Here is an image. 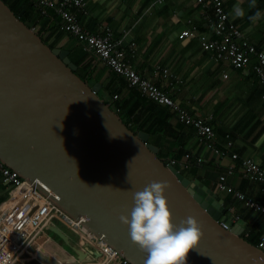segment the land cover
Returning a JSON list of instances; mask_svg holds the SVG:
<instances>
[{
    "label": "water",
    "instance_id": "water-1",
    "mask_svg": "<svg viewBox=\"0 0 264 264\" xmlns=\"http://www.w3.org/2000/svg\"><path fill=\"white\" fill-rule=\"evenodd\" d=\"M21 15L0 0V160L133 264L147 254L120 216L130 217L134 192L152 181L169 183L174 223L188 216L200 223L204 235L186 264H264V249L242 234L245 221L233 220L220 195L159 156L150 134L133 130L100 96L101 83L76 72L70 51L51 46ZM68 234L81 239L69 226L48 224L33 247L59 237L65 248L52 246L53 259L75 263ZM75 251L80 260L102 255L88 241Z\"/></svg>",
    "mask_w": 264,
    "mask_h": 264
},
{
    "label": "crops",
    "instance_id": "crops-1",
    "mask_svg": "<svg viewBox=\"0 0 264 264\" xmlns=\"http://www.w3.org/2000/svg\"><path fill=\"white\" fill-rule=\"evenodd\" d=\"M87 2L88 13L82 16V20L88 29L100 31L104 25H109L114 35L123 39L127 48H130L131 42H135L134 52L130 49L129 55L137 70L160 84L190 113L209 121L215 131L216 145L226 147L227 133L232 135L234 143L226 149V155L217 157L218 155L199 139L195 130L182 123L176 112L168 105L148 98L136 86L129 85L120 73L112 70L94 52L87 50L84 62H87L86 70L91 76L92 83L97 81L101 83L99 92H103L105 98L113 99L114 94H118L117 97L127 99L129 102L137 103L141 100L144 103L141 114L155 117L160 122L159 126H164L158 133L148 132L150 134L148 140L158 146L162 157L167 159L169 156L171 158L177 156L181 161L185 159L187 152L201 156L203 162L198 164L196 169L185 168L180 163L176 166L189 177L199 178L219 194L227 213L233 219L240 215L239 220L245 221L242 234L245 237L258 236L259 240L264 234V213L250 207L234 194L218 189L216 182L219 174L226 173L228 168L233 166L234 173L228 174V181L236 189L264 203L263 184L257 179L244 177L239 160L231 158V153L235 151L241 158L252 157L264 166V83L250 68L235 67L228 60L218 59L210 51L204 50L196 39L179 36L180 31L189 26V18L203 24L200 6L195 4L194 0L162 2L87 0ZM223 2L230 17L243 30L249 41L258 46L264 45V0H254V7H250L253 0ZM236 5L244 9L243 17L233 18ZM257 11L261 14L260 18L253 22L249 17ZM61 34L62 37L56 46L68 49L71 58H80L86 50L81 42L65 32ZM157 65L167 67L170 73L165 76L162 72H156ZM155 104L157 107L167 108V114L156 108ZM141 130L146 131L143 128ZM9 190L10 183L6 182L0 173V203L8 197ZM70 239L74 240L75 244L68 252L77 258L75 263H62L53 259L50 248L64 245L62 239L58 237L42 244H35V247L34 244H29L17 257L16 264L112 263V260H108L103 254L96 258L79 260L75 249L77 246H84L86 241L81 239L76 241L72 236ZM93 244L92 248L99 249L97 242ZM84 248L91 253L89 247ZM27 250L30 254H25Z\"/></svg>",
    "mask_w": 264,
    "mask_h": 264
},
{
    "label": "built area",
    "instance_id": "built-area-1",
    "mask_svg": "<svg viewBox=\"0 0 264 264\" xmlns=\"http://www.w3.org/2000/svg\"><path fill=\"white\" fill-rule=\"evenodd\" d=\"M43 12L52 9L60 16L62 28L73 34L83 45L84 49L94 52L112 70L122 74L131 86H136L151 100L168 105L176 112L178 119L185 125L191 126L199 139L209 147L217 157L226 155L227 150L234 143L231 134H226V147H219L214 141L215 131L212 124L200 116L190 113L177 99L173 98L160 84L142 75L132 63L129 51L134 52L135 42L130 48L124 44L121 37H116L109 25H104L100 31L88 29L82 16L88 13L87 0H36ZM162 2L163 0H159ZM200 6L203 24L192 18L188 19L189 26L183 28L179 36L196 39L200 46L210 51L218 59L228 60L235 67L250 68L264 83V45L258 46L244 35L243 30L230 17L223 0H194ZM203 26V27H202ZM39 30V23L32 26ZM156 72L165 76L170 73L167 67L156 66ZM118 94H114L116 98ZM231 158L239 160L241 173L249 179H257L264 186V166L252 157H240L235 151ZM203 162L201 156L192 152L185 154L184 160L170 158L167 163L183 167H193ZM177 167V166H176ZM0 173L4 180L10 183L8 197L0 203V264H16V259L29 245L34 244L48 224L69 226L81 234V241L91 244L97 242L99 249L111 264H133L129 259L120 257L115 250L101 239L95 238L80 225V220H74L61 209L39 188L35 181L27 180L19 173L0 160ZM234 173V167L228 168L226 173L219 174L217 187L234 194L239 200L250 207L264 213V203L236 189L228 181V174ZM42 184V183H41ZM240 215L234 217L239 220ZM224 226H228L223 222ZM94 245V244H93ZM264 249V234L256 243ZM107 260V261H108Z\"/></svg>",
    "mask_w": 264,
    "mask_h": 264
},
{
    "label": "clouds",
    "instance_id": "clouds-1",
    "mask_svg": "<svg viewBox=\"0 0 264 264\" xmlns=\"http://www.w3.org/2000/svg\"><path fill=\"white\" fill-rule=\"evenodd\" d=\"M254 6L253 0L250 7ZM244 15L243 8L234 6L233 18ZM260 15L257 11L249 19L255 22ZM168 187L167 181H152L143 190L134 192L130 217L120 216L121 222L129 225L132 242L147 254L144 264H186L187 253L198 246L204 235L200 223L193 216L181 219L178 224L173 222L165 196Z\"/></svg>",
    "mask_w": 264,
    "mask_h": 264
},
{
    "label": "trees",
    "instance_id": "trees-1",
    "mask_svg": "<svg viewBox=\"0 0 264 264\" xmlns=\"http://www.w3.org/2000/svg\"><path fill=\"white\" fill-rule=\"evenodd\" d=\"M4 1L12 8V10L16 14H19L20 12H22L21 18L30 26H34L35 24L39 23L41 25V27L38 31L40 33H42L43 39L46 42H48L51 46H56L57 41L62 37L61 32H65L69 35L74 36L73 34L65 31L61 27L62 26V20H61L60 16H58L56 13H54V11L52 9H48V12H46V13L43 12L36 0H4ZM50 37H53L52 40L50 39ZM86 51L87 50H85V52L80 55V58H74L73 57L72 60L78 65L76 72L82 78L88 79V81L92 83L91 76H90L88 70H86L87 69V67H86L87 62L86 61L84 62V59L86 58V55H87ZM241 68H243V67H241ZM251 71H252V69H251ZM99 94L106 101L111 102L112 107L120 114L122 119L133 130L139 131L143 128L147 132H149L150 134H154V133H158L160 130H162L161 128L164 127V126H162V127L159 126L160 122L157 121V119L155 117H152L150 115L141 114L142 108L144 107L143 106L144 103H142L141 100H140V102L132 103V102H129V100L123 99L120 97H117V98L113 97V99H110L108 97L105 98V94L101 91L99 92ZM153 107H154V105H153ZM153 107H151V108H153ZM155 107L160 108V107H157L156 104H155ZM160 110H162V112H164L166 114L168 112V109L165 107L160 108ZM160 110H157V111H160ZM139 120L141 121L140 123L138 122ZM158 155L163 156L161 154V152H159V151H158ZM170 158H171V156H169V158H167L165 160L167 161ZM172 158H176L179 160V158L177 156H173ZM197 167H198V164L194 165V169H196ZM246 238L255 244L258 242V236L256 237V236L250 235V236H247Z\"/></svg>",
    "mask_w": 264,
    "mask_h": 264
},
{
    "label": "rangeland",
    "instance_id": "rangeland-1",
    "mask_svg": "<svg viewBox=\"0 0 264 264\" xmlns=\"http://www.w3.org/2000/svg\"><path fill=\"white\" fill-rule=\"evenodd\" d=\"M62 247H63V248H65V246H64V245H62ZM68 251H69V250H68ZM54 259H55V258H54ZM79 260H80V259H79ZM83 260H85V259H83ZM83 260H81V261H83ZM55 261H57V260H55ZM62 263H63V262H62Z\"/></svg>",
    "mask_w": 264,
    "mask_h": 264
},
{
    "label": "bare ground",
    "instance_id": "bare-ground-1",
    "mask_svg": "<svg viewBox=\"0 0 264 264\" xmlns=\"http://www.w3.org/2000/svg\"><path fill=\"white\" fill-rule=\"evenodd\" d=\"M72 57V56H71ZM224 62V61H223Z\"/></svg>",
    "mask_w": 264,
    "mask_h": 264
}]
</instances>
